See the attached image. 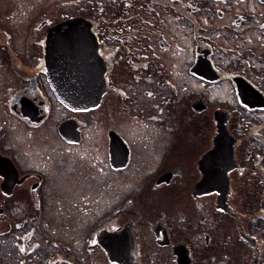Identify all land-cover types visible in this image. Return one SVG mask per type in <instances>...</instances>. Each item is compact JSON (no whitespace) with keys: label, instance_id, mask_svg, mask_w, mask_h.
<instances>
[{"label":"flooded vegetation","instance_id":"af4514ba","mask_svg":"<svg viewBox=\"0 0 264 264\" xmlns=\"http://www.w3.org/2000/svg\"><path fill=\"white\" fill-rule=\"evenodd\" d=\"M248 1L0 0V264H264V104L238 90L264 103V10ZM75 17L83 34L50 35ZM66 63L86 66L85 106L50 82ZM221 128L227 190L203 186Z\"/></svg>","mask_w":264,"mask_h":264},{"label":"water","instance_id":"95a60500","mask_svg":"<svg viewBox=\"0 0 264 264\" xmlns=\"http://www.w3.org/2000/svg\"><path fill=\"white\" fill-rule=\"evenodd\" d=\"M85 26H89V24H87V22L81 18V17H75V18H71L68 19L66 21H63L59 24H57L56 26H54V28L51 30L50 35L52 34V32L55 31H60V32H65V33H70V31L72 32V34L78 35V34H83V32H80L79 30H77L80 27H84ZM51 46V42L48 41V48ZM51 49V48H50ZM64 53L67 56V58H71L72 57V53L70 51V49H66L64 48ZM77 52V50H76ZM78 53V52H77ZM77 53L76 56L77 57ZM70 56V57H68ZM204 65H206L207 67H209V63L207 61L203 62ZM95 65V64H94ZM209 65V66H208ZM48 76L50 79V82L52 84V86L54 87L57 97L64 102V104H66L69 107H79V106H85L88 102V98L87 96L84 95H80L79 93H73V83L75 84V88L76 91L77 90H81L82 87L85 86V80L82 79L81 77H76L75 80L73 79V75L74 74H79V73H83L85 74L86 72L84 71L87 70L85 65H79V64H72V63H66L63 65L59 66L60 69V73L65 72V76H63L62 74L60 75L59 78L55 77L54 74H57V68L54 67L52 65H48ZM83 68V69H82ZM204 70V69H203ZM94 73L93 80L95 81L97 87L99 85L100 90H103V70L101 69H96ZM203 75L207 76L208 74H211V70L210 68L204 70ZM200 73V74H202ZM246 85H241L238 89L239 93L241 94V90H242V94L243 95V101L248 104L250 107L253 106H262L264 103L262 102V95L261 93L256 90L253 86H251L249 83L244 82ZM86 89V88H85ZM99 96V93L97 94V97ZM62 132V129H60ZM67 132V130H64V132ZM64 134V133H63ZM229 136L227 134V132L224 130V128L220 129L218 132V135L215 137V139H217L214 143V146L218 147V149L215 151L213 149L209 150L205 156H204V169H205V173H204V183L203 186H208V187H212L218 185V186H225L226 190H227V184L225 185V175H226V167L224 168V166L228 163V161H230L229 158V152L227 150L228 144H227V140H228ZM219 139V140H218ZM215 147V148H216ZM214 148V147H213ZM226 148V149H225ZM218 154V155H217ZM205 164H210L209 166H205ZM222 184V185H221ZM201 186L200 183H197V185H195V188H199ZM196 193V192H195ZM198 193V192H197ZM195 195V194H194ZM226 196L227 193L222 192L221 191V195H220V203L224 204L225 200H226ZM220 207H223L222 205Z\"/></svg>","mask_w":264,"mask_h":264},{"label":"rangeland","instance_id":"374dc122","mask_svg":"<svg viewBox=\"0 0 264 264\" xmlns=\"http://www.w3.org/2000/svg\"><path fill=\"white\" fill-rule=\"evenodd\" d=\"M86 2H87V0H76L75 4H71L70 6L71 7L75 6V8L78 9V8H82V7H80L81 5H84L85 6L86 5ZM243 4H245V5L248 4L249 9H251V10H257V11L264 10V3H261L259 0H252V1L245 2ZM254 15H257V13L254 14ZM257 46L259 47V44H257ZM240 50H244V49H240ZM252 51L253 52L250 55V57L253 58V59H255V60H257L259 62V63H256L255 62L253 64L255 65V67L258 68V70L260 71V73H259V71H252L251 77H252L253 81L255 83H257L258 86H260L262 89H264V80H263L264 79V60L263 59L262 60L260 59L261 53H264L263 52V48L259 47L256 50L252 49ZM227 54L230 55L232 53H230V52L228 53L227 52ZM262 76H263V78H262ZM223 89H224V87L223 88H222V86L219 87V91L220 92H222ZM215 91H218V90H215ZM256 116H257L256 118H258V120L261 119V115L260 114L259 115H256ZM126 177H128V175ZM125 191L126 190H124V196L126 195V192ZM116 198H117V194H114V193H112L110 191L107 194L108 204L114 203L116 201Z\"/></svg>","mask_w":264,"mask_h":264},{"label":"bare ground","instance_id":"6f19581e","mask_svg":"<svg viewBox=\"0 0 264 264\" xmlns=\"http://www.w3.org/2000/svg\"><path fill=\"white\" fill-rule=\"evenodd\" d=\"M93 74V72H91Z\"/></svg>","mask_w":264,"mask_h":264}]
</instances>
